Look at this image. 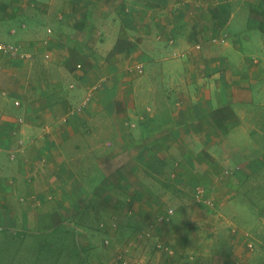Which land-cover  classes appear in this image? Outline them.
I'll list each match as a JSON object with an SVG mask.
<instances>
[{"label": "crops", "instance_id": "crops-1", "mask_svg": "<svg viewBox=\"0 0 264 264\" xmlns=\"http://www.w3.org/2000/svg\"><path fill=\"white\" fill-rule=\"evenodd\" d=\"M0 41V254L264 264V0H0Z\"/></svg>", "mask_w": 264, "mask_h": 264}, {"label": "rangeland", "instance_id": "rangeland-1", "mask_svg": "<svg viewBox=\"0 0 264 264\" xmlns=\"http://www.w3.org/2000/svg\"><path fill=\"white\" fill-rule=\"evenodd\" d=\"M8 41H13V40H8ZM0 42H2V41H0ZM4 43H7V42H4ZM55 233L56 232H54L53 234H55ZM56 235H58V234H56ZM34 236H35V239H38V240H33V238L32 239L26 238V240L24 239V240L20 241L21 245L17 248H15V247L3 248V252L0 254V256H2V258H3V261H5L8 257H16L17 256V257H20L21 259L17 260V263L14 262L13 264H30V262L32 264H46V239H44L38 235H34ZM49 236H51V235L49 234ZM51 237H54V236H51ZM27 239H30L29 241H31V242H35V244L34 243H28ZM98 240L99 239L96 238L95 242ZM105 243H107L108 246L111 245L110 240L109 241L106 240ZM102 247L107 248V247H105L104 243H102ZM110 248L113 250L114 247L111 246ZM66 249L68 251H70L69 248H66ZM121 253H123V252H121V251L119 252V251H117V249H114L113 256L116 254V255H118V259H119V258H121ZM56 254H58V253H56ZM111 254H112V252H111ZM68 264H73V263H68Z\"/></svg>", "mask_w": 264, "mask_h": 264}, {"label": "built area", "instance_id": "built-area-1", "mask_svg": "<svg viewBox=\"0 0 264 264\" xmlns=\"http://www.w3.org/2000/svg\"><path fill=\"white\" fill-rule=\"evenodd\" d=\"M20 46L16 45V44H9V43H4V42H0V51H3V52H9L13 55H16L17 52L19 51V48ZM29 55L28 54H22V57H28ZM139 72H142V68H139L138 69ZM2 154V149L0 148V156ZM201 194H202V190L197 188L196 189V192H195V196L196 198H200L201 197ZM172 209H168L167 210V214L170 215L172 214ZM164 219V217H161L160 220ZM158 247H162V245H158Z\"/></svg>", "mask_w": 264, "mask_h": 264}, {"label": "trees", "instance_id": "trees-1", "mask_svg": "<svg viewBox=\"0 0 264 264\" xmlns=\"http://www.w3.org/2000/svg\"><path fill=\"white\" fill-rule=\"evenodd\" d=\"M171 216V214L170 215H168L167 214V212H166V214L163 216L164 217V219H162V220H165V219H167V218H169ZM69 250L70 251H67V253H69V255L71 254V257L73 258L74 257V250H72L71 248H69ZM56 254V253H55ZM122 258H119V260H121ZM68 263H73V262H67L66 264H68ZM30 264H32L31 262H30ZM53 264H63L62 262H59V260L58 259H56V263H53ZM73 264H75V263H73Z\"/></svg>", "mask_w": 264, "mask_h": 264}]
</instances>
